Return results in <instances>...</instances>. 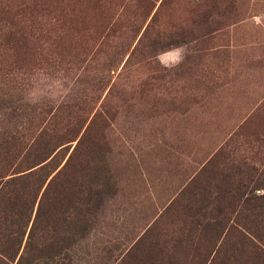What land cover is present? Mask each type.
<instances>
[{
  "label": "rangeland",
  "instance_id": "1",
  "mask_svg": "<svg viewBox=\"0 0 264 264\" xmlns=\"http://www.w3.org/2000/svg\"><path fill=\"white\" fill-rule=\"evenodd\" d=\"M43 2L0 0V41L23 30L14 49L27 53L0 75L13 94L0 129L17 127L21 104L78 121L72 147L82 135L102 145L114 187L88 264H264V207L206 205L223 178L239 180L236 165L264 194V0ZM181 44L184 62L163 68L157 51ZM220 213L218 238L204 219Z\"/></svg>",
  "mask_w": 264,
  "mask_h": 264
},
{
  "label": "trees",
  "instance_id": "2",
  "mask_svg": "<svg viewBox=\"0 0 264 264\" xmlns=\"http://www.w3.org/2000/svg\"><path fill=\"white\" fill-rule=\"evenodd\" d=\"M31 1L33 10L44 7L43 0ZM27 7H22V12ZM24 37L25 32L19 30L8 32L0 41L3 78L24 63L27 53L14 49ZM11 92L0 87V102L11 99ZM21 108V104L9 108L17 127L0 129V264H88L89 240L114 187L106 174L103 147L95 140L81 147L84 135L72 147L78 121L59 127L61 122L50 111L44 110V116L43 109L27 113ZM234 168L239 180L223 178L217 199H208L206 205H244L250 212H261L264 194L256 196L252 181L244 183L245 174L238 165ZM218 215L204 221L208 222L207 230L219 238L223 233L219 217L223 214ZM230 231L245 239L247 234L259 238L242 225H231ZM80 246L83 258L77 254ZM253 248L264 259V251Z\"/></svg>",
  "mask_w": 264,
  "mask_h": 264
},
{
  "label": "clouds",
  "instance_id": "3",
  "mask_svg": "<svg viewBox=\"0 0 264 264\" xmlns=\"http://www.w3.org/2000/svg\"><path fill=\"white\" fill-rule=\"evenodd\" d=\"M188 51L185 45H173L169 48L158 50L157 62L165 69L171 70L184 62Z\"/></svg>",
  "mask_w": 264,
  "mask_h": 264
}]
</instances>
